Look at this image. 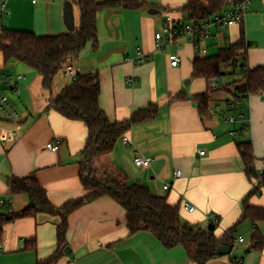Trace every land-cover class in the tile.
I'll return each instance as SVG.
<instances>
[{
	"label": "crops",
	"instance_id": "0c3cea01",
	"mask_svg": "<svg viewBox=\"0 0 264 264\" xmlns=\"http://www.w3.org/2000/svg\"><path fill=\"white\" fill-rule=\"evenodd\" d=\"M65 1L68 0H39L32 4L28 0H6L3 10L0 4V27L38 36L69 33L63 17ZM138 1L146 8L100 12L97 45L83 57L86 62L81 63L85 72L76 62L72 65L79 74H97L99 106L110 123L127 121L134 112L151 104L158 107L153 120L132 127L105 159L112 169L123 170L131 183L144 184L152 193L166 195L172 206H179L181 221L188 228L209 232L208 228L213 227L214 236L220 238L238 222L242 201L253 188L236 144L251 142L255 168L264 161V95L247 97L237 105L238 111L231 112L244 117V130L239 129V123L225 124L223 117L229 112L213 115L210 109L215 105L226 108L233 98V83L238 77L219 78L220 88L211 91L209 80L193 78L192 65L196 55L204 53L201 57H211L238 42L243 31L248 68L264 66V0L251 4L241 25L225 30L210 25V36L197 45L187 39L180 40L176 50L180 62L176 67L170 65L168 58L174 50H157L154 34L162 29L165 16L175 22L183 20L179 10L193 0ZM149 9L159 10V14L150 15ZM73 13L77 27L79 12L75 6ZM137 52L147 54L149 60L135 64ZM2 63L0 71L7 74L25 72L18 63L7 67ZM130 79L133 83L129 84ZM19 82L14 90H5L3 94L17 112L18 123L0 116V198L11 199L9 209L13 212L24 209L28 205L27 196H10L7 180L34 174L50 202L60 206L84 193L79 180V160L86 127L82 122L69 121L48 110L49 106L39 101L31 104L34 105L31 111L25 107L20 113L15 103L21 93ZM69 84L70 80L58 86L55 95ZM28 88L31 91V85ZM205 93L211 96V104L208 113L201 115L193 97ZM176 94L184 98L169 103L168 98ZM231 132L236 135H230ZM124 138L129 139V146L123 145ZM51 142L57 144L56 152L46 149ZM199 150L205 154L199 156ZM136 154L151 159L147 169L133 165ZM177 170L181 171L179 178L174 177ZM166 184L169 190L165 192ZM183 201L193 204L195 212L183 211ZM248 203L264 208V190L250 197ZM3 212L4 208L0 207V214ZM57 224L56 218L45 214L5 223L0 240V264H36L50 256L56 249ZM255 229L264 237V221L239 223L230 253L209 264H264V246L260 251L250 250ZM128 233L125 210L108 197L96 199L69 216L66 244L70 251L54 264H194L181 246L167 249L148 232L132 236ZM30 241L35 242V250L25 247Z\"/></svg>",
	"mask_w": 264,
	"mask_h": 264
},
{
	"label": "trees",
	"instance_id": "16d2710c",
	"mask_svg": "<svg viewBox=\"0 0 264 264\" xmlns=\"http://www.w3.org/2000/svg\"><path fill=\"white\" fill-rule=\"evenodd\" d=\"M78 9V25L73 31L54 36H38L32 32L11 31L0 27V63L4 67L11 63L26 65L41 77L43 90L51 95L56 77L64 73L69 64L79 60L78 55L86 43L97 45V17L104 10L125 9L141 10L146 5L138 0H68ZM239 0H193L179 10L183 21L209 22L224 8ZM177 22V21H176ZM196 45L198 42L195 43ZM244 33L241 31L238 42L219 50L211 57L196 55L193 60L192 76L196 79L210 80L225 75L237 76L233 83V111L247 98L264 94V66L253 69L244 68L246 63ZM248 67V66H247ZM100 87L97 74H77L76 80L65 86L55 97L48 100L49 108L58 112L69 121L82 122L87 131L84 147L80 153L79 180L83 195L69 200L60 206L53 205L46 191L39 185L34 174L24 178L7 180L9 195H25L28 205L17 212L4 208L0 214V240L2 226L17 219L35 218L45 214L58 220L56 227V249L48 257L36 264H54L67 248L66 234L69 216L92 201L108 197L120 205L126 213L128 235L139 232L152 234L165 248L181 246L189 261L194 264H209L216 259L219 246H234L236 226L242 221L252 223L264 221V208L249 205L248 200L260 195L264 190V174L257 176L254 167V155L251 142H239L236 149L244 165V172L253 185L242 201L243 209L238 222L220 238L213 232L188 228L181 221L179 206H172L167 196L152 193L140 183H131L123 170L112 169L109 162L99 158L110 154L120 139L137 125L153 120L158 112L156 105L138 110L124 122L110 123L99 106ZM181 94L168 98V102L183 99ZM201 115L208 113L211 96L207 93L193 97ZM264 246V237L255 229L250 239V250L260 251ZM35 250L34 241L25 246Z\"/></svg>",
	"mask_w": 264,
	"mask_h": 264
},
{
	"label": "built area",
	"instance_id": "2783aa9c",
	"mask_svg": "<svg viewBox=\"0 0 264 264\" xmlns=\"http://www.w3.org/2000/svg\"><path fill=\"white\" fill-rule=\"evenodd\" d=\"M32 4H36L39 0H28ZM256 0H239L236 3L231 4L226 9L212 18L209 22H196V21H183L179 20L177 22L173 21L169 16H165L163 18V27L162 29L154 34V44L155 48L159 51H166L168 48H172L174 52L168 55L170 65L176 67L179 62V56L176 50L179 48V41L183 39H187L192 43H196L202 39L208 38L211 34L210 25H215L220 30H225L234 25H241L247 13L250 11L251 4ZM6 0H0L1 9L5 8ZM149 60L147 54L142 52H137V57L134 60L135 64L144 63ZM244 68L247 69V64L244 62ZM65 75L69 78L70 82L76 80L77 70L73 67L72 64H69L65 70ZM23 79L22 75H12L7 74L3 71H0V116L4 118L6 121L13 122L17 125L18 123V114L13 109L11 104L5 99L4 91L5 90H14L17 86V83ZM219 78L213 77L209 80V88L211 91L218 90L220 88ZM128 83H133V80H128ZM264 95V94H262ZM261 95V96H262ZM249 97V95L247 96ZM235 105L233 101H229L226 105V108L223 109L221 106L215 105L210 109V113L213 115H222L225 111L229 112L227 115L223 117V122L225 124H236L239 123V129L244 130L245 125L243 124L244 117L242 115L234 116L231 112L234 110ZM242 123V124H241ZM230 135H236L235 132H231ZM123 145L129 146L130 141L128 138H124L122 140ZM46 149L56 152L58 150V146L55 142L48 143L46 145ZM205 152L203 150L198 151L199 156H203ZM151 159L144 157L140 154H136L133 158V165L136 168L147 169L150 165ZM257 176L264 174V161L261 162L260 167L255 168ZM175 178L181 177V171L177 170L174 174ZM163 190L166 192L169 190V185H164ZM11 199L10 198H0V207L1 208H10ZM181 209L186 213L195 212L196 208L193 204L188 201H183L181 204ZM213 223L215 222V218L213 217L211 220ZM240 243H242V239H238Z\"/></svg>",
	"mask_w": 264,
	"mask_h": 264
},
{
	"label": "rangeland",
	"instance_id": "374dc122",
	"mask_svg": "<svg viewBox=\"0 0 264 264\" xmlns=\"http://www.w3.org/2000/svg\"><path fill=\"white\" fill-rule=\"evenodd\" d=\"M203 54L204 53H202L201 55H203ZM83 61L86 62V59L82 58L76 62V65L80 67L82 73L85 72V69L81 67V63ZM17 66H20L25 70V72L20 71V73H21L20 75H22L24 77V79L19 82V86H20L19 92H21L20 96L18 98H16L17 96H15V98H16L15 103L17 106L16 108L20 113L25 111V107H27L26 111L27 110L31 111V109L34 107V105H31V104L32 103L34 104L36 101H39L40 103H44L45 107H47L49 105L48 100L52 96L55 97V89L58 86H61L63 83L69 82V79L67 77H65L64 74L60 73L54 81L52 92L50 95L48 91L42 90L41 77L36 72H34L32 69H30L27 66L21 65V63H18ZM11 71L16 72L15 69H12ZM27 78H28V80H27ZM29 85H31V91H29V88L27 90V86L29 87ZM27 93H29L30 95H27ZM30 97H31V99H30ZM15 98H13V100ZM105 158L106 157L103 156L99 159L101 162L106 163ZM110 166L112 167V165H110Z\"/></svg>",
	"mask_w": 264,
	"mask_h": 264
},
{
	"label": "water",
	"instance_id": "95a60500",
	"mask_svg": "<svg viewBox=\"0 0 264 264\" xmlns=\"http://www.w3.org/2000/svg\"><path fill=\"white\" fill-rule=\"evenodd\" d=\"M148 14L157 15V14H159V10L149 9L148 10ZM63 17H64V22H65V25H66L68 31L69 32L73 31L74 28H75L73 5L69 1H65L64 2ZM92 47H93V43L92 42L86 43L84 49L79 53L78 58L82 59L92 49ZM208 230H209V232H213L214 228L213 227H209ZM69 251L70 250L67 247L64 252L66 254H69ZM230 251H231L230 247L222 245V246H219L216 249V255L217 256L227 255V254L230 253Z\"/></svg>",
	"mask_w": 264,
	"mask_h": 264
}]
</instances>
